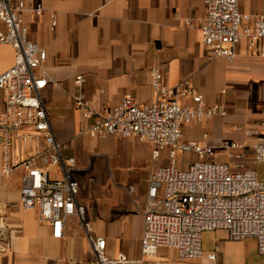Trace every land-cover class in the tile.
<instances>
[{"label": "crops", "instance_id": "crops-1", "mask_svg": "<svg viewBox=\"0 0 264 264\" xmlns=\"http://www.w3.org/2000/svg\"><path fill=\"white\" fill-rule=\"evenodd\" d=\"M22 1L40 3L45 10L39 16L23 13L22 20L28 39L46 52L48 83L41 99L55 139L67 145L64 156L76 161L73 177L79 183L77 202L85 207V224L68 217L63 237L51 238L37 210L20 208L21 183L13 177L20 172L23 177L25 171L0 173V203L13 206L10 251L0 264H91L95 256L88 236L105 239L108 257L123 253L140 258L141 212L149 178L155 169L168 166L167 152L154 161L151 144L85 134L92 120L83 118L72 99L76 77L84 78L81 90L99 115L116 107L124 96L140 105L153 103V68L160 70L167 87L188 81L207 104L223 107L225 115L184 126L182 139L203 143L202 136L207 135L205 141L216 147L225 140H244L246 130L257 129L264 121V39L253 46L243 39L233 62L213 57L203 47L199 31L183 24V19L204 14L201 0ZM239 10L264 15V0H239ZM0 50L8 54L0 60L1 74L12 66L13 50L9 46ZM163 160L167 165L159 164ZM215 161L225 160L219 155ZM203 234L209 239L204 247ZM203 234V257L197 264H264V256H253L249 248L257 252L254 238L231 241L222 230ZM214 251L215 260L209 261L206 255Z\"/></svg>", "mask_w": 264, "mask_h": 264}, {"label": "built area", "instance_id": "built-area-1", "mask_svg": "<svg viewBox=\"0 0 264 264\" xmlns=\"http://www.w3.org/2000/svg\"><path fill=\"white\" fill-rule=\"evenodd\" d=\"M201 1L204 14L183 19V24L199 31L203 47L213 57L233 62L243 39L250 46L264 39V15L241 13L239 0ZM44 11L40 3L0 0V46L13 50L12 66L0 74V173L25 171L20 208L37 210L51 238L59 240L68 217L75 216L85 224V207L77 202L76 161L64 156L67 145L55 139L41 99L48 83L46 52L28 39L22 20L23 13L39 16ZM51 19L55 27V14ZM83 83L82 76L76 77L72 99L83 118L92 120L85 134L94 139L134 138L154 147L152 160H158L162 151L168 156V166L155 169L149 178L141 212V257L130 259L123 253L108 257L105 239L88 236L95 256L91 264H161L143 259L160 248L175 249L180 261L197 262L203 257L202 233L217 230L225 231L231 241L254 238L257 253L264 256V180L255 169L264 167V121L257 129L246 130L244 140H225L213 147L205 141L207 135L202 136L203 143L182 139L184 126L225 115L223 107L207 104L188 81L167 87L160 70L153 68V103L140 105L124 96L102 115L85 99ZM178 154L184 163L190 156L195 159L180 170L176 167ZM219 155L223 163L215 161ZM47 166L58 167L60 178H51ZM12 207L0 203V258L10 251ZM85 229L87 232V225ZM206 258L214 261L215 251Z\"/></svg>", "mask_w": 264, "mask_h": 264}, {"label": "rangeland", "instance_id": "rangeland-1", "mask_svg": "<svg viewBox=\"0 0 264 264\" xmlns=\"http://www.w3.org/2000/svg\"><path fill=\"white\" fill-rule=\"evenodd\" d=\"M8 57V54H6L4 51L0 50V60L4 61L6 60V58ZM177 164L176 167L180 170L185 168V164H184V159L181 157V155H177ZM159 164H163V165H167V162L165 163V160H163L161 163L159 162ZM158 164V165H159ZM46 171L49 172V175L51 178H60V171L58 167L55 166H47L45 167ZM256 171L258 173V178L259 179H263L264 180V167L263 166H257ZM18 173V172H17ZM22 173L20 172V174L18 175H14V181L15 183L19 184L21 183V179H22ZM203 234V233H202ZM209 239L205 238V235H202V246L204 247L206 245V243L208 242ZM250 249H252V255L253 256H257L260 257V255H258V253L256 252V250H253L252 246H249ZM144 261L149 262V263H161V264H197V262L195 261H191V262H185V261H180L178 256H177V252L175 249H165V248H160L157 250V253L154 256H144L143 257Z\"/></svg>", "mask_w": 264, "mask_h": 264}]
</instances>
